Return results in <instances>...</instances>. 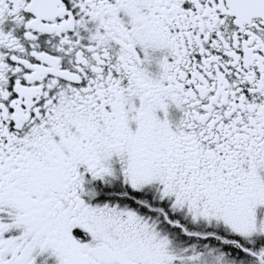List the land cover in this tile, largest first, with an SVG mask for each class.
<instances>
[{"label": "snow or ice", "instance_id": "obj_1", "mask_svg": "<svg viewBox=\"0 0 264 264\" xmlns=\"http://www.w3.org/2000/svg\"><path fill=\"white\" fill-rule=\"evenodd\" d=\"M0 264H264V0H0Z\"/></svg>", "mask_w": 264, "mask_h": 264}]
</instances>
